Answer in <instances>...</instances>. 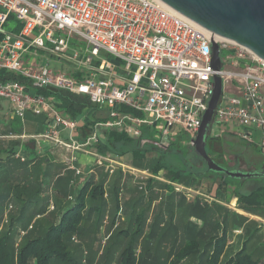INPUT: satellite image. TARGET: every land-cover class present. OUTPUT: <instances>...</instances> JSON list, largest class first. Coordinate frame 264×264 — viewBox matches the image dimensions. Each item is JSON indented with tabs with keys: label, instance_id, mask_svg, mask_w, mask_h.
I'll return each mask as SVG.
<instances>
[{
	"label": "built area",
	"instance_id": "obj_1",
	"mask_svg": "<svg viewBox=\"0 0 264 264\" xmlns=\"http://www.w3.org/2000/svg\"><path fill=\"white\" fill-rule=\"evenodd\" d=\"M211 37L162 0H0V69L16 76L0 79V99L13 117L44 114L47 125L26 137L38 155L63 149L69 154L65 169L81 175L78 155L91 154L87 146L98 143L97 129L160 146L178 135L193 143L218 75L222 89L211 125H228L264 150V59L214 37L220 55L215 70ZM39 89L87 95L105 110L104 119L80 137L77 118ZM18 137L24 135L0 134ZM13 156L27 159L21 152ZM97 157L102 164L105 157Z\"/></svg>",
	"mask_w": 264,
	"mask_h": 264
},
{
	"label": "trees",
	"instance_id": "obj_2",
	"mask_svg": "<svg viewBox=\"0 0 264 264\" xmlns=\"http://www.w3.org/2000/svg\"><path fill=\"white\" fill-rule=\"evenodd\" d=\"M13 77L16 78L15 75L0 69V79ZM37 92L45 95H54L56 98L55 104L58 109L73 118H77L79 114L88 108L93 109V118L89 121H84L82 124L80 123L77 127L76 133L80 137H84L94 130L96 131L95 123L104 119L103 116L98 117L96 115V110L100 109L90 102L87 95L72 93L64 89H39ZM119 107L124 110H132L126 106ZM28 119L36 131L40 130V125L45 121V118L41 116L30 115ZM10 124L4 128L1 134H7L11 131L20 133L22 131V125L15 126ZM99 130L101 133L97 143L99 152L106 153V151H109L112 154H117L119 147L128 146L131 149L130 163L132 165L141 168L146 167L154 174L160 169L164 170L163 175L168 181L154 180L152 176H149L145 180L139 179V181L144 182V191H149L147 195L150 201H153L154 197L157 196L154 195L156 192L154 190L155 186L161 187L163 194L170 201H172L170 199L172 196L178 198V206L182 208L180 212L182 213L183 221L175 224L174 228L177 231L179 229L180 237L177 233L173 241L168 244L171 247L168 250L167 258L162 261V264H183L184 261L187 262V260H193V258H196V264H264L261 262L264 257V250L262 249L264 248V229L262 240L252 246L253 248H249L251 247L249 246L250 240L260 233L258 231L262 230V222H253L254 226L251 230H249V226L246 227L245 232L249 236L243 241L242 247L226 260L222 261L221 259L228 243V233L233 227L242 226L246 220L243 214L229 208L227 203L235 197L237 208L264 218V184L257 186L249 192H243L238 191L234 187L232 188V186H222L218 183L216 186H210L209 188L210 195L213 197L211 202H203L204 199L199 193L192 194L185 190L198 189L197 185L205 178H210L211 176L212 178H216L225 175L208 171L207 168L199 175L193 172L186 173L179 164H173L170 160L165 159L168 154H162L155 159L149 158L148 163L146 154L135 146L136 138L127 136L123 132L107 131L102 128ZM5 140L0 138V170L4 168V171L6 169L9 172L14 171V174L9 173L0 179V206L6 205L8 200L13 198L16 202H20V207L16 213L10 212L9 220H7V229L0 234V264H83L81 260L83 253L82 251L77 252V248L71 245L70 238L77 235L81 238L90 236V231H92L90 225L96 221H98L96 226L98 231L100 221L103 219L108 205L105 198V193L108 189L115 197V201L112 202L115 213L109 227H107V230L111 229L115 214L117 211H120L121 201L119 200V195L121 190H118V184L114 183L112 186L107 184L105 174L100 179L89 176L78 188L70 187L69 180L73 178V175L71 171H66L67 174L65 175H55L51 186L53 199L50 201L51 198L49 196H42V191L50 184V181L46 182L44 178L52 177L51 175L54 172H50L51 156L47 153L45 156L40 157L34 151L35 158L21 161L13 157L18 140L11 139L7 144ZM249 144L257 150L262 151V149L257 148L253 143ZM211 146L208 139H206V151L209 156L216 162L228 167L218 159L221 156L220 153L217 156H213L214 150L213 146ZM40 160H42L44 166L37 164ZM171 160H174V158ZM31 161H34L33 166L28 171L25 168ZM16 169H18L17 174L15 172ZM14 175L19 178V181L15 182L14 179L8 180V176ZM7 180L11 186L4 188L3 186H5L4 184ZM178 189L184 192L181 193ZM136 190H139V188ZM142 191L140 190V192ZM70 192L74 194L71 196V200L65 203L66 197ZM184 193L190 195H187L189 198L186 202L184 200L187 196ZM50 202L53 203L55 208L53 212H47ZM133 208L135 209V206ZM132 213L135 214V221H139L138 223L136 222L137 227L129 234L124 229L117 230L113 234L112 239L108 240L106 248L107 251H110L113 247H118L120 240L126 235L130 236V240H135L129 242L122 250L120 254L121 264H137L135 246H137L138 240H136V236L144 231V220L142 214L139 212H135L132 209ZM36 215H43L44 220L34 228V221L31 223L29 221L35 218ZM191 216L199 220V225L190 221L189 218ZM160 217L165 220V216L158 213L157 218L155 221L153 220L151 227L146 232V240H149L150 237L158 233V230H161L159 227L157 229L153 226ZM184 217L186 222L184 221ZM19 224L23 229H26L25 234H28L21 243L15 244L12 232ZM161 224L165 225L163 222H160L159 225L162 226ZM170 227L166 230L163 229L161 237L170 235Z\"/></svg>",
	"mask_w": 264,
	"mask_h": 264
},
{
	"label": "rangeland",
	"instance_id": "obj_3",
	"mask_svg": "<svg viewBox=\"0 0 264 264\" xmlns=\"http://www.w3.org/2000/svg\"><path fill=\"white\" fill-rule=\"evenodd\" d=\"M106 60L109 61L113 66L119 67L120 63L119 61L111 58V57H106ZM66 64V63H63ZM54 66H57V64ZM0 103L2 104V108L0 109V134L4 130L5 127H7L8 124H12L15 126H19L23 124V120L20 117H13L11 115V111L9 108V103L6 100L0 99ZM104 111L105 110H96V115L98 117L104 116ZM93 109H87L81 114L77 116L78 123H83L84 121H89L93 118ZM34 116V115H32ZM82 117V120H81ZM86 117V119H85ZM10 124V125H11ZM26 129L27 124H26ZM64 134H68V131L64 130ZM96 135L98 138H100V130L96 132ZM27 138V137H26ZM26 138H21L24 139V146L22 148L23 151H29L32 149V144L30 141L31 139L26 140ZM5 140V138H1ZM208 141L214 150L212 153L213 156H217V154H221V156L218 157L219 160L225 165H227L229 168H238L242 170H261L263 171L264 168V150L259 151L249 143H247L245 140H243L240 136L236 135L228 125H211L209 134L207 136ZM11 140V139H9ZM9 140H5L6 143H8ZM103 140V139H102ZM173 143V144H172ZM135 146L139 148L144 154H146L148 163H149V158L155 159L160 157L162 154L167 155L165 159L170 160L171 163L173 164H179V166L183 169L184 172H193L197 175L203 173L206 170L205 163L203 159L198 157L195 154L194 151V145L193 143L186 138L185 136H176L172 140H168V142H164L161 146L160 145H155L151 143H145L141 142L140 139H135ZM87 149L91 152L88 153L89 157L91 158V171L88 172V167L78 163V165L81 166V169L83 170L84 175L88 176L90 174H93V176H97L99 179L106 174V183L110 184L112 186L114 183L118 184L119 186V200L121 201L120 203V211H117L114 217V223L113 226L111 227L110 230H107V227H109L111 223V219L115 213L113 205L108 204L107 209L105 212V215L103 219L100 221V228L97 231V222H94L92 225H90V236L81 238L80 236H72L70 238V243L73 247L77 248V252L79 253L82 251V262L83 264H121L120 261V254L122 250L128 245L129 242L135 241L130 240V236H124L123 239L120 240L119 246L118 247H113L110 251H107V245H108V240L112 239L113 234L119 229H124L127 231V233H131L134 231V229L137 227V223L139 221H135V214L132 213V209L135 210V212H139L143 216L144 220V231L141 232L140 235L136 236L137 241V246L136 248V259H137V264H162V261L167 258L168 256V250L170 249V245H166V243H170L171 239H174L176 234L178 233L180 237V232L179 229L178 231L176 228H174L175 224H178L179 222L183 221V217L181 216L180 209L182 211V208H179L177 201L174 200V196H172L170 199H167L165 195L163 194L161 187L155 186L154 190L156 191L154 195H157L154 197L153 201H150L148 199L149 191L145 190L144 191V182L139 181V179H148L149 176L154 177L155 179L159 180H167V178L163 175L164 170L160 169L156 174L152 173L149 171L148 168L146 167H137L134 166L130 163L131 159V149L128 146H122L121 148L119 147L118 153L117 154H112L109 151H106V153L99 152L97 148V144H93L91 147L87 146ZM48 154L51 156V160L55 161V159H60L62 158L63 155H65V151L59 147H52L49 151ZM41 155V153H40ZM98 156L105 157L102 160V164H98L96 161L98 160ZM41 156H45L42 154ZM35 154H32L30 158H34ZM65 157V156H64ZM88 157V158H89ZM29 158V159H30ZM112 159L113 162H110ZM174 158V160H171ZM18 159V158H17ZM28 163L27 169L30 171L32 169L33 165H29ZM38 165L44 166V163L42 160H40ZM60 164H53L52 162L50 163L51 165V171L53 174L51 175L52 177H49L50 179V184L46 186V188L42 191V196H49L51 199H53V195L50 194L49 190L51 189L52 182H54L55 175L60 173L63 169L61 167L60 169ZM112 164L113 165V171H109L108 165ZM2 168L0 170V179L3 177L7 176V174L13 172H9L7 169ZM66 170V169H65ZM64 170V171H65ZM18 169L15 170L16 174ZM30 178V177H29ZM14 179L15 182L19 181V178L16 177V175L9 177L8 180ZM33 179V178H31ZM8 180L5 182L4 188H9L11 185H9ZM78 179H75V181L69 180V184H72L74 187L78 188L82 185L83 180L78 181ZM168 181V180H167ZM49 182V181H48ZM4 183V182H3ZM221 184L222 186H227L232 188L234 187L238 191H243V192H249L250 190L256 188L259 185L264 184V176L256 177L253 179H244V180H233L229 179L225 176H219V177H213L210 178H205L201 181L199 185H197L199 192L195 191L194 189H191L188 191L186 189V192L189 193H199L202 198L204 199L203 202H211V197H210V186H216L217 184ZM143 187V188H141ZM139 188V190H136ZM187 188V187H186ZM230 189V188H229ZM109 190V189H108ZM133 192V195H130L131 191ZM136 190V191H135ZM140 190H143L140 192ZM179 192H184L181 189H178ZM110 193L109 191H107ZM131 192V193H132ZM144 192V193H143ZM162 192V194H161ZM73 192H70L65 200V203L68 202V200H71L69 195L73 196ZM185 196L189 195L184 193ZM190 196V195H189ZM187 196L185 200L188 199ZM106 200L112 199V202L115 201L114 195L111 196V198L107 199V196L105 197ZM184 200V202H185ZM236 198L233 197L228 203L227 206L229 208H232L236 211L240 210L239 208L236 209ZM127 204V205H126ZM161 204V205H160ZM135 206V209L133 208ZM20 207V202H16L13 198L9 199L6 205L0 206V234L7 229V224L9 220V214L10 212L16 213L17 210ZM49 208H47V212H53L55 211V208L53 206V203L50 202ZM161 207V208H160ZM158 213L161 215L165 216V220H163L161 217L156 220V224L153 226L158 229H161L160 231L158 230V233L155 234L154 236L150 237L149 240H146V232L147 230L151 227V223L153 220L157 218ZM244 215V214H243ZM246 220L242 226H235L233 229L228 233L229 234V239L230 243L228 246H230L231 250L233 251L234 249H238L240 246L242 247L243 241L249 236L248 233L245 232L246 227L249 226V230H251L254 226V223L262 222V230L258 231L260 232L256 236H254L250 242H249V247L250 249L253 248L252 246L256 245L258 242H260L263 238V229H264V218L257 216L255 214H245ZM191 222H194L199 225V220L193 218L191 216L190 218ZM44 220L43 215H36L35 218H33L32 221H34V228ZM184 221L186 222V219L184 217ZM137 222V223H136ZM160 222L165 223L161 224ZM201 223V222H200ZM243 223V222H242ZM241 223V224H242ZM172 224V226H171ZM171 226V227H170ZM143 227V226H142ZM168 227H170V235L169 236H162L163 229L166 230ZM237 230V231H236ZM21 231H26V229H23V227L19 224L14 231L12 232V237L14 238V243L19 244L22 242L24 237L28 234L21 233ZM97 232V235H96ZM262 234V235H261ZM11 237V238H12ZM177 242V241H176ZM140 244V245H139ZM143 244V245H141ZM178 244V243H177ZM264 250V248H262ZM258 254V253H257ZM264 263V257L262 258V261ZM197 260L196 258L190 259L187 262H183V264H196Z\"/></svg>",
	"mask_w": 264,
	"mask_h": 264
},
{
	"label": "water",
	"instance_id": "obj_4",
	"mask_svg": "<svg viewBox=\"0 0 264 264\" xmlns=\"http://www.w3.org/2000/svg\"><path fill=\"white\" fill-rule=\"evenodd\" d=\"M162 1L211 34V65L215 70L220 65V55L218 44L213 40L214 37L234 41L264 59V0ZM212 79V95L193 139L195 153L204 160L208 171L238 180L264 176L262 170L226 167L216 162L207 153L206 139L222 89L221 78L218 75H213ZM1 108L2 104L0 103Z\"/></svg>",
	"mask_w": 264,
	"mask_h": 264
},
{
	"label": "crops",
	"instance_id": "obj_5",
	"mask_svg": "<svg viewBox=\"0 0 264 264\" xmlns=\"http://www.w3.org/2000/svg\"><path fill=\"white\" fill-rule=\"evenodd\" d=\"M61 65H63V64H61ZM100 110H102V109H100ZM62 111V110H61ZM63 112V111H62ZM64 113V112H63ZM104 113H105V111H104ZM30 115H34V116H41V117H44L45 118V121H44V123H42L41 125H40V129L41 128H43V126H46L47 125V123H48V119H47V117L44 115V114H39V115H35V114H30V113H26L25 114V116L22 118V120H23V124H22V131L20 132V133H16V132H13V133H15V134H17V135H24V137H18V138H15L16 140H18V143H17V145H16V151H15V153L16 152H21L22 154H24L25 156H26V160H30L31 158V156H32V154H34V151L36 152V147H35V144H34V142L33 141H30V143L32 144L31 146H32V149L31 150H29V151H23L22 150V148H23V146H24V139H21V138H26V136L27 135H30V134H32V133H35L36 132V130L32 127V123H31V121L28 119L29 118V116ZM105 115V114H104ZM85 119H86V117H85ZM81 120H82V117H81ZM26 124H27V128L28 129H26ZM80 125V123H78V126ZM12 132V131H11ZM9 133V132H8ZM6 139V138H5ZM7 140H9V139H7ZM26 140H28L27 138H26ZM29 141V140H28ZM7 144V143H6ZM48 152H45L44 153V155L45 154H47ZM14 155V154H13ZM38 155V154H37ZM36 155V156H37ZM67 155H69L68 153H66L65 152V155H63L62 156V158H60V159H55V161H52V163L53 164H58L59 165V163H61L60 164V169H61V167H62V171L60 172V173H58V174H63V175H65V174H67V172L66 171H71L72 172V175H73V178L72 179H70V182H71V180H74L75 181V179H78V181H81V180H85L86 178H88L89 176H93V174H90V175H88V176H86V175H84V173L85 172H83V174H81V175H77V176H75L76 174H75V172L72 170V169H69V168H67L66 170H65V168L67 167V164H66V162H64V156H67ZM40 157H41V155H39ZM14 157V156H13ZM43 157V156H42ZM89 155H88V153H84V152H80L79 153V155H78V162H77V164L78 163H81V164H83V165H85V166H87L88 167V172H90L91 171V165H92V162L90 161L91 160V158L89 157ZM30 158V159H29ZM35 158V157H34ZM20 160V159H19ZM34 162V161H33ZM33 162L31 161L30 162V164L29 165H33ZM65 170V171H64ZM75 174V175H74ZM86 174V173H85ZM95 179H98V177L96 176H93ZM44 181H50V179H49V177H46V178H44ZM77 181V182H78ZM82 182V181H81ZM69 186L70 187H74V185H73V183L72 184H69ZM107 191H109V190H106V193H105V197L107 196V199L109 198H111V196H112V194L111 193H108ZM190 191V190H189ZM195 191L197 192H199V190L198 189H195ZM49 192H50V194H52V190L50 189L49 190ZM110 192V191H109ZM130 192V195L132 194L133 195V192H132V190L131 191H129ZM132 192V193H131ZM211 194V193H210ZM210 199H212L213 197L210 195ZM189 198V197H188ZM174 200H178V198L177 197H175L174 196V198H173ZM187 201H188V199H187ZM107 202H108V204H112V199H111V201L110 200H107ZM185 202H186V200H185ZM236 202V201H235ZM179 202L177 201V204H178ZM236 209H237V207H236ZM234 210V209H233ZM234 211H236V210H234ZM236 212H238V213H240V214H247L248 212H246V211H244V210H242V209H240V210H238V211H236ZM250 214V213H249ZM194 218V217H193ZM175 236H177V235H175ZM173 241V239H171L170 241H168V242H172ZM229 243H230V239L228 238V243H227V245H226V248H225V251H224V253H223V255H222V261L223 260H226L227 258H229L231 255H233L235 252H237L240 248H241V246L237 249H234L233 251L231 250V248H230V246H228L229 245ZM169 243H166L165 245H168ZM177 244V243H176Z\"/></svg>",
	"mask_w": 264,
	"mask_h": 264
}]
</instances>
